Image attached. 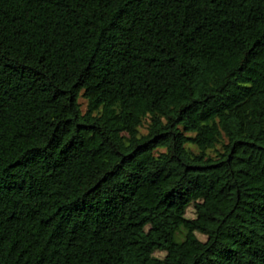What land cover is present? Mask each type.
Masks as SVG:
<instances>
[{"label": "trees", "instance_id": "obj_1", "mask_svg": "<svg viewBox=\"0 0 264 264\" xmlns=\"http://www.w3.org/2000/svg\"><path fill=\"white\" fill-rule=\"evenodd\" d=\"M0 264H264V0H0Z\"/></svg>", "mask_w": 264, "mask_h": 264}, {"label": "rangeland", "instance_id": "obj_2", "mask_svg": "<svg viewBox=\"0 0 264 264\" xmlns=\"http://www.w3.org/2000/svg\"><path fill=\"white\" fill-rule=\"evenodd\" d=\"M143 131L145 132L146 130L145 129H143ZM189 217H194V209H193V207H191V208H189V210H188V214H187ZM199 237H201V238H205L204 236H202L201 234H199ZM156 256H158V257H164L165 256V253L164 252H156V254H155Z\"/></svg>", "mask_w": 264, "mask_h": 264}]
</instances>
